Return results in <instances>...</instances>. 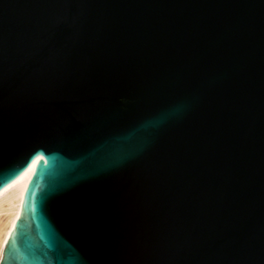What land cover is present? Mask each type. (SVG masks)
Masks as SVG:
<instances>
[{"label": "water", "instance_id": "1", "mask_svg": "<svg viewBox=\"0 0 264 264\" xmlns=\"http://www.w3.org/2000/svg\"><path fill=\"white\" fill-rule=\"evenodd\" d=\"M0 264H264V0H0Z\"/></svg>", "mask_w": 264, "mask_h": 264}, {"label": "bare ground", "instance_id": "2", "mask_svg": "<svg viewBox=\"0 0 264 264\" xmlns=\"http://www.w3.org/2000/svg\"><path fill=\"white\" fill-rule=\"evenodd\" d=\"M34 163L0 189V256L3 243L19 212V203L24 185Z\"/></svg>", "mask_w": 264, "mask_h": 264}]
</instances>
